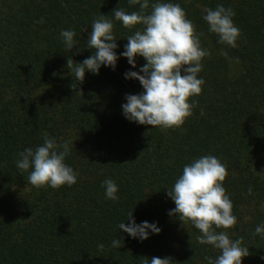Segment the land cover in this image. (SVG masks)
Segmentation results:
<instances>
[{"label": "trees", "instance_id": "trees-1", "mask_svg": "<svg viewBox=\"0 0 264 264\" xmlns=\"http://www.w3.org/2000/svg\"><path fill=\"white\" fill-rule=\"evenodd\" d=\"M159 2L178 3L210 52L198 74L205 83L193 98V115L177 130L139 125L123 114L125 97L144 91L125 73L139 72L146 61L137 57L133 69L121 56L137 29H125L112 13L139 11L138 5L0 0V264H145L152 257L207 264L204 258L215 259L219 250L199 244V230L169 216L175 204L166 192L186 164L204 155L227 168L223 186L237 218L228 234L242 237L250 253L242 264H264V239L255 235L264 224V0ZM218 4L235 13L236 48L218 43L203 19ZM100 15L113 21L119 59L115 70L101 66L78 83L67 59L80 64L94 55L87 40ZM61 30L76 33L70 52ZM45 133L69 144L65 163L78 174L75 185L36 189L17 168L19 153L41 146ZM106 179L116 183L118 201L106 198ZM131 212L136 224L155 223L161 232L133 239L117 227L130 223ZM113 239L120 248L111 246Z\"/></svg>", "mask_w": 264, "mask_h": 264}, {"label": "clouds", "instance_id": "clouds-1", "mask_svg": "<svg viewBox=\"0 0 264 264\" xmlns=\"http://www.w3.org/2000/svg\"><path fill=\"white\" fill-rule=\"evenodd\" d=\"M128 3L138 5L139 11L128 13L117 7L112 13L125 29H137L127 37L121 56L127 59L133 69L137 67V57H142L146 64L139 72L125 73L126 79L139 81L144 91L125 97L127 102L122 105L123 114L127 120L139 125L160 128L162 131L180 129L193 115L196 105L193 98L202 93L205 82L198 78V74L202 71L203 59L210 56V52L201 47V34L197 33L195 25L178 3L159 0L151 6L149 0H128ZM205 11L203 19L208 24L209 32L218 36V43L236 48L241 33L233 22L234 11L220 4L215 10ZM40 22L43 23L42 20ZM137 26L143 27L140 29ZM91 29L87 44L94 55L80 64L71 57L67 59V68L78 83H83L86 72L98 74L101 66L115 70L119 59L113 21L108 16L100 15L93 20ZM75 35L73 30L60 32L69 52L76 47ZM220 54L225 57L228 55L223 50ZM80 94L83 95L82 91ZM201 115H204L203 110ZM43 140L44 143L35 150L27 148L19 153L17 168L21 173H28L27 181L36 189L51 187L58 190L65 185H75L78 174L65 163V157L70 155L69 144H58L46 133ZM227 175L226 166L217 157L204 155L186 164L182 175L166 191L175 204L169 216L178 217L182 225L190 223L199 230V244L219 250L220 254L215 259L204 258L207 264H242L243 259L250 255L249 248L242 246V237L232 240L228 234L236 226L237 218L233 214V203L223 186ZM101 186L105 189L107 199L119 200L118 187L113 180L106 179ZM248 194H252L251 187ZM127 221L130 223L121 222L117 227L133 239L144 241L149 238V232L157 235L161 232L155 223L145 221L136 224L133 212L128 214ZM255 235L264 239V224L256 227ZM111 246L120 248V240L113 239ZM98 247L102 250L104 245ZM145 264L174 262L169 257H152L151 261L145 258Z\"/></svg>", "mask_w": 264, "mask_h": 264}]
</instances>
